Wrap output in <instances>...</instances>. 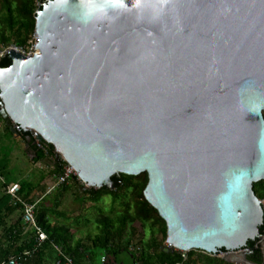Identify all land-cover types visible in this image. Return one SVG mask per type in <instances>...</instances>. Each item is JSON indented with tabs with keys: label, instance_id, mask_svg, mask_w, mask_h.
Instances as JSON below:
<instances>
[{
	"label": "water",
	"instance_id": "obj_1",
	"mask_svg": "<svg viewBox=\"0 0 264 264\" xmlns=\"http://www.w3.org/2000/svg\"><path fill=\"white\" fill-rule=\"evenodd\" d=\"M125 2L87 24L80 0L41 3L36 54L0 67V114L92 187L148 173L167 250L249 251L263 240L264 0H166L159 15L160 0Z\"/></svg>",
	"mask_w": 264,
	"mask_h": 264
},
{
	"label": "trees",
	"instance_id": "obj_2",
	"mask_svg": "<svg viewBox=\"0 0 264 264\" xmlns=\"http://www.w3.org/2000/svg\"><path fill=\"white\" fill-rule=\"evenodd\" d=\"M48 0H0V50L11 44L26 45L29 37L36 32V16L40 4ZM15 42V43H14ZM12 59L9 55L0 60V67L10 66ZM0 120L4 124L5 131L13 134L19 143L27 141L29 132H12L5 119L0 114ZM45 141V140H44ZM46 142V141H45ZM49 152L37 148V160L48 161L52 172L60 176L64 172L66 161L57 157L56 147L46 142ZM52 158V159H51ZM77 179V177H75ZM116 187H101L82 190V185L78 188L84 203L95 205L97 213V224L99 232L95 235L89 234L87 237L75 239L72 214L60 211L61 199H59L53 209L41 207L38 210L37 218L40 225L48 234V239L40 246L37 245L34 232L31 231L24 245H19L16 241L3 250L0 264L13 255H24L25 251L31 254L26 256L23 264H61L66 263L60 254V248L66 255L73 258L71 264H98L103 255L117 256L122 252H129L132 262L137 264H264V251L259 246V239L250 240L245 249H248V263H234L219 255H212L200 249H193L188 252L181 250H167V245H163L158 238H152L150 243H145L140 238V228L136 222L143 226L151 224L153 233H162L167 239V224L161 217L159 211L147 200L145 189L149 182L148 173L140 175L117 174L114 177ZM1 182V180H0ZM77 182V181H76ZM79 183V182H77ZM7 182L0 185V226L5 224L6 217L16 209L21 208L15 205L11 196L6 191ZM63 190L68 189L67 184L63 185ZM36 185L28 181L21 183V194L25 199L31 201V194L35 191ZM255 191L260 199L264 198V179L255 183ZM106 195L112 196L110 212L105 213L104 208L98 205ZM83 211H86L84 206ZM61 218L63 223H56L50 220V215ZM79 221V217L77 218ZM86 222V223H85ZM83 225L92 223L91 220L85 221ZM81 225V221H79ZM28 225L23 220V213L19 219V224L14 229H7L9 235L19 234L21 229L26 230ZM29 229V228H28ZM264 234V223L260 227ZM30 230V229H29ZM128 236V241L125 239ZM139 238V239H138ZM140 244V250L135 252L131 249L134 241ZM219 252H228L226 248ZM185 253V256H184ZM187 253V254H186Z\"/></svg>",
	"mask_w": 264,
	"mask_h": 264
},
{
	"label": "crops",
	"instance_id": "obj_3",
	"mask_svg": "<svg viewBox=\"0 0 264 264\" xmlns=\"http://www.w3.org/2000/svg\"><path fill=\"white\" fill-rule=\"evenodd\" d=\"M13 138L15 139L14 136ZM15 142L18 143L17 148L14 150L16 155L21 150L22 154L20 156H23L25 158V161L23 160L20 161L19 160L20 156L16 158L9 157L8 159H6L7 161H4V159L0 160V168L3 163L5 164L4 166L5 173L1 172L0 170L1 175L3 179L5 180V182L7 183L17 182L21 184L23 181H28V182H31L32 184H35L37 188L31 194V197H32L31 202H36V201L38 202L37 213L41 205H43L44 207L51 208L52 212H57V209H53V207L56 205L57 201L61 199V205L59 207V210L66 212V214L74 215L73 216L74 219L72 220V223H78L77 218L79 217V220L80 219L82 220V218H84V220L86 221L91 220L92 222L94 219L97 224L98 216L96 213V209L94 208L95 205L92 203L86 204L81 199L82 195L80 193L82 192L83 194V191L85 190L83 185H82V189H80L81 192L79 193L78 191L79 187L77 185H73L74 183L72 184V182L70 181L71 179H70L67 182V185H69L68 189L63 190L64 184H62V186H58L54 188L53 190H51L53 185L56 184L59 176L55 175V173L52 172L53 168L49 166L48 161H43V160L38 161L37 160V148H36V143L34 139H30V137L27 136L26 142L19 143L17 139H15ZM57 157H58V154H57ZM22 164L25 165L23 168H22ZM15 172H18L20 177L17 178L14 175ZM5 174H8L12 178V180L10 181L7 180V178L5 177ZM0 180H2L1 177H0ZM57 189L59 192L57 191ZM56 191L58 193H56ZM54 192L57 194V196L55 197L54 200H51L49 196L53 194ZM21 196L24 198L22 194ZM68 201L71 206L67 204ZM64 205H65V208H64ZM67 206H68V209L66 210ZM84 206H86V211H83ZM22 213L23 212L21 208L14 210L6 217L5 224L0 226V258L3 257L2 256L3 250L7 246L13 244L14 241H16L19 245H24L29 237V234H31V230L28 229L29 227L26 228V230L21 229V232L19 234H14V236L9 235L7 233V229H14L19 224V219L21 218ZM49 217H50V220L53 222L60 223V224L63 223V220L61 218L60 219L57 218V216L54 214L50 215ZM114 259H116V261L118 262L117 258L114 257ZM123 263L124 262H122L121 264Z\"/></svg>",
	"mask_w": 264,
	"mask_h": 264
},
{
	"label": "rangeland",
	"instance_id": "obj_4",
	"mask_svg": "<svg viewBox=\"0 0 264 264\" xmlns=\"http://www.w3.org/2000/svg\"><path fill=\"white\" fill-rule=\"evenodd\" d=\"M33 35H34V33L29 37V39H31L33 37ZM27 43H28V41H27ZM17 145H18V143L15 142V139L13 138V135L10 132L5 131L4 124L0 120V160L4 159V161H7L6 159H8L9 157H11V158L15 157L16 158V157L20 156L22 154L21 150L18 152L17 155H16V153L14 151L17 148ZM19 160L20 161H22V160L25 161V158L23 156H20ZM4 166H5V164L3 163L1 168H0L1 172H3V173H5V167ZM24 166L25 165L22 164V168ZM14 175L17 178L20 177L18 172H15ZM5 177L9 181L12 180V178L8 174H5ZM70 181L72 182V184L74 183L73 185H77L79 188L81 187V185H83V183L79 179H76V178H72ZM76 181L79 182V183H77ZM1 183H3L2 180L0 182V185H1ZM60 186H62V185H60ZM58 189H60V188H58ZM58 189H57V191H58ZM57 191H56V193L59 192V191L58 192ZM54 193L49 196V198L51 200H54L55 197L57 196V194L56 193L54 194ZM112 199L113 198H112L111 195H106L105 198L102 199V201L98 204V205H101V207H105L104 208V212L105 213L110 212V209L112 208L111 207ZM261 200H262V203L264 205V198L261 199ZM67 204L70 205L69 201H68ZM64 208H65V205H64ZM67 209H68V206L66 207V210ZM79 221H78V223H72V225H73V227L75 229L74 236H75L76 239L78 237H87L89 234L95 235L96 233L99 232V229L97 227L98 224H96L94 219H93V222L90 225H87V226L83 225L84 221H86V220H84V218H82V220H81V225L79 224ZM136 224L140 228V238H142L145 243H150L152 241V238L153 239L154 238H158V241L161 242L163 245H168L167 239L164 237V235L162 233H159V232H156L155 234L153 233L151 224H148L147 226H143V224L140 223V222H136ZM138 239H137V241H134L132 243V245H131V249L133 251H135V252H138L140 250V244L137 243ZM128 240L129 239H128V236H127V238L125 239V243H127ZM259 246L264 250V241L263 242L261 241L259 243ZM176 250H180V249L176 248ZM181 251H183V250H181ZM186 252H188V251H186ZM204 252H206V251H204ZM209 254H212V253H209ZM247 254H248V251L242 250V251H228V252H219L218 251L217 253L212 254V255H219V256L224 257V258H226V257H236V258H239V260H240L238 263H247V261L245 259V258H247ZM117 260H118L119 263L120 262L121 263L124 262L125 264H132V260L130 258V254H129V252H126V251H122L117 256ZM118 262L116 261V259H114V256L103 255L98 264H119ZM234 263H236V262H234Z\"/></svg>",
	"mask_w": 264,
	"mask_h": 264
},
{
	"label": "built area",
	"instance_id": "obj_5",
	"mask_svg": "<svg viewBox=\"0 0 264 264\" xmlns=\"http://www.w3.org/2000/svg\"><path fill=\"white\" fill-rule=\"evenodd\" d=\"M40 42V36L35 32L33 37L28 40V43L26 45H17V44H11L8 47H4L0 51V60L9 55V51L15 50L17 52H20L26 56H34L36 54L38 45ZM22 131V130H20ZM29 132V137L31 139H34L36 145L44 150L46 153H48L49 148L47 143L43 140L40 139L36 136L34 131H27ZM56 153L58 154L57 150L55 149ZM59 155V154H58ZM63 158V157H61ZM64 159V158H63ZM65 160V159H64ZM66 161V160H65ZM0 177L2 178L3 182L5 183V180L3 179L1 173ZM77 177L82 183L84 189H90L92 186H90L88 183L84 182L80 177L76 169L69 164L66 161V165L64 166V172L61 174L55 185H53L52 189L56 188L57 186H60L62 184L67 183L70 179ZM96 188V187H95ZM6 191L7 193L11 196L12 201L15 205H19L22 209L23 212V220L24 222L28 225L29 229L34 232L35 235V240L37 242V245L40 246L42 245L47 239H48V234L47 232L43 229V227L40 225L38 218H37V206L38 202H31L25 200L21 196V184L17 182H11L7 183L6 185ZM264 241V234H263V240ZM260 241V242H261ZM259 242V243H260ZM60 256L66 260V263H73V258L69 255H66L60 248H58ZM264 251V250H263ZM186 252V251H184ZM30 251H25L24 255H13L11 256L8 261L3 262L2 264H23V262L26 260V256L30 255ZM185 256V253H184ZM63 260L59 259L57 261L58 264H61Z\"/></svg>",
	"mask_w": 264,
	"mask_h": 264
},
{
	"label": "clouds",
	"instance_id": "obj_6",
	"mask_svg": "<svg viewBox=\"0 0 264 264\" xmlns=\"http://www.w3.org/2000/svg\"><path fill=\"white\" fill-rule=\"evenodd\" d=\"M165 3L166 0H160L159 4L153 5L155 15L160 14ZM80 5L82 20L86 24L103 21L110 17L112 11L127 7L125 0H80Z\"/></svg>",
	"mask_w": 264,
	"mask_h": 264
},
{
	"label": "flooded vegetation",
	"instance_id": "obj_7",
	"mask_svg": "<svg viewBox=\"0 0 264 264\" xmlns=\"http://www.w3.org/2000/svg\"><path fill=\"white\" fill-rule=\"evenodd\" d=\"M120 264V263H119ZM124 264V263H123ZM132 264H137L135 261L134 262H132Z\"/></svg>",
	"mask_w": 264,
	"mask_h": 264
},
{
	"label": "bare ground",
	"instance_id": "obj_8",
	"mask_svg": "<svg viewBox=\"0 0 264 264\" xmlns=\"http://www.w3.org/2000/svg\"><path fill=\"white\" fill-rule=\"evenodd\" d=\"M77 171V170H76Z\"/></svg>",
	"mask_w": 264,
	"mask_h": 264
}]
</instances>
